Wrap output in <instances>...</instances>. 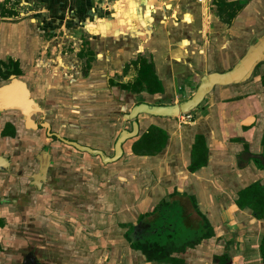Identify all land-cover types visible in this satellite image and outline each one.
Returning <instances> with one entry per match:
<instances>
[{
	"label": "crops",
	"instance_id": "crops-1",
	"mask_svg": "<svg viewBox=\"0 0 264 264\" xmlns=\"http://www.w3.org/2000/svg\"><path fill=\"white\" fill-rule=\"evenodd\" d=\"M7 1L21 18H4L0 10V57L19 58L37 93L60 104L51 120L55 132L109 156L130 127L124 115L135 104L190 98L202 75L229 70L264 34V0H224L243 5L230 22L215 0ZM26 5L33 12L25 19ZM140 55L153 63L161 91L123 88L136 75L132 62ZM263 76L264 64L249 84L216 87L190 123L140 115L138 136L114 163L54 143L48 179L55 187L49 182L25 193L30 243L43 258L36 264H164L131 248L126 233L144 217L148 222L136 228L134 242L188 244L183 229L190 237L199 226L191 197L212 236L172 257L219 264L226 255L230 264H264V216L237 203L251 185L264 189ZM152 126L167 133L165 145L135 154L133 145ZM198 137L207 161L191 170ZM12 210L0 204L9 222L1 232L0 264L25 262L18 254L23 245H12Z\"/></svg>",
	"mask_w": 264,
	"mask_h": 264
},
{
	"label": "flooded vegetation",
	"instance_id": "flooded-vegetation-1",
	"mask_svg": "<svg viewBox=\"0 0 264 264\" xmlns=\"http://www.w3.org/2000/svg\"><path fill=\"white\" fill-rule=\"evenodd\" d=\"M8 1H0V10L1 14L4 18H17L19 12L10 13L12 11L10 8L12 6L8 5ZM10 4V3H9ZM18 4V3H17ZM13 61V62H12ZM17 62L19 73L15 72L17 69L14 64ZM29 70L27 67L23 69L21 60L12 56H3L0 57V87L5 83L11 80V77H19L25 80L29 87L31 88L33 95L36 100L47 110V114L45 118L38 117L36 119V123L38 126L37 130H29L24 124V121L17 111H6L0 112V157L8 160V164L4 163V161L0 162V204L6 203L8 206L12 207L13 213L15 215L12 219L15 221L11 223V231L15 234L16 238L13 239L12 245H23L20 249V253L23 255L22 264H36L39 261L43 260L41 254L37 253L39 249H35L37 245H33L34 243H30L29 232L30 228L28 227V222L25 220V210L28 208V204H30V200L27 201V205L25 203V193L29 194V191H39L35 183V180L32 179V175L39 169L41 158L45 152V150H52L55 146L53 145L56 142H60L66 146L73 147L68 145L67 141H75L68 137H64L61 134L57 133L53 129V119L52 116L59 115L60 113V104L48 99L47 97H43L37 93L35 85L32 84L30 78L28 77ZM136 73V72H135ZM136 75L133 80L129 83H133ZM192 115V112H191ZM193 119V116H192ZM190 120V122L192 121ZM187 122V123H190ZM45 123L50 125V128L45 126ZM50 129V130H49ZM42 134H44L45 141L42 142ZM61 137L62 139H60ZM31 148H37V152L31 150ZM74 148V147H73ZM33 163L37 166V168H32L29 171V166L33 165ZM53 164L51 165V175L49 178L53 176ZM11 178V179H10ZM8 179H10L8 181ZM9 182V183H8ZM51 186L55 187L54 182L50 181ZM23 197V199H22ZM175 215V219H177ZM148 222V218L140 219L137 226L130 225V230L126 233V238L128 239L127 234L132 238L135 231H137V227L140 224H144ZM9 225L8 217L3 216L0 213V237L1 232ZM181 225V222H180ZM143 227H145L143 225ZM187 230L183 229V238L184 241L192 243V240L189 241V235ZM133 232V233H132ZM139 233V231H137ZM148 233V232H145ZM188 237V239H186ZM128 239V243L131 248L135 249L132 246L133 240ZM25 242H29V244H25ZM36 244V243H35ZM39 244V243H37ZM0 250H3V241L0 239ZM26 258V259H25Z\"/></svg>",
	"mask_w": 264,
	"mask_h": 264
},
{
	"label": "water",
	"instance_id": "water-1",
	"mask_svg": "<svg viewBox=\"0 0 264 264\" xmlns=\"http://www.w3.org/2000/svg\"><path fill=\"white\" fill-rule=\"evenodd\" d=\"M264 64V34L254 40L246 53L229 70L219 72L211 71L201 76L199 84L190 98L174 104H149L140 102L135 104L128 113L124 115L126 123L130 127L124 128L116 139L114 145V154L107 155L104 151L93 149L77 141H66L68 145L73 146L80 152L90 155L100 156L105 164L118 161L124 154L123 146L139 134V116L150 115L163 118H178L181 115L191 113L198 109L205 99L214 92L216 87H229L236 85H245L253 81L259 68ZM17 111L20 113L25 126L29 130H37L36 119L45 118L47 110L36 100L28 83L19 78L11 77V80L0 87V112ZM50 128L48 123H45ZM50 130V129H49ZM62 139L61 137H59ZM263 160V157L258 156ZM8 164V160L0 157V162ZM53 164L52 150H45L39 169L33 173L32 179L35 180L39 190L50 182L51 165ZM1 171V169H0Z\"/></svg>",
	"mask_w": 264,
	"mask_h": 264
},
{
	"label": "trees",
	"instance_id": "trees-1",
	"mask_svg": "<svg viewBox=\"0 0 264 264\" xmlns=\"http://www.w3.org/2000/svg\"><path fill=\"white\" fill-rule=\"evenodd\" d=\"M218 10L223 17L227 16V20L232 21L238 12L243 8L239 1L227 2L224 0H215ZM13 13L14 11H9ZM13 62V61H12ZM136 66V77L133 83L123 85L124 89L132 91L133 93H141L147 91L154 94L163 89L161 81L155 75V69L152 62H148L142 55L138 56L137 60L132 62ZM14 66L17 68L15 72L19 73L18 64L15 62ZM264 84V76H263ZM167 140V133L157 127H150L133 145V152L137 155L153 154L163 148ZM207 161V148L202 137H198L192 151V164L190 169L197 170L204 166ZM191 197L194 211L197 213L196 222L199 224L192 235L189 237L192 243L184 246L178 243H171V245H160L157 242H134L132 246L141 251L148 261H158L164 264H187L182 258L172 257L174 252H185L188 248H194L203 240L211 238L212 229L209 221L198 211ZM237 203L240 207L250 206L253 208L257 217L264 216V189L258 184H253L245 190L241 191ZM141 219H144L141 218ZM128 239L131 237L127 234ZM185 238V237H184ZM188 239V237L186 238ZM131 240H133L131 238ZM262 255L264 260V240L262 245ZM219 264H230L229 258L225 255L218 257Z\"/></svg>",
	"mask_w": 264,
	"mask_h": 264
},
{
	"label": "rangeland",
	"instance_id": "rangeland-1",
	"mask_svg": "<svg viewBox=\"0 0 264 264\" xmlns=\"http://www.w3.org/2000/svg\"><path fill=\"white\" fill-rule=\"evenodd\" d=\"M21 8V7H20ZM24 7H22V10H23V13H25V19L26 18H30L31 17V14H32V12H33V10H30V8L26 5L25 6V9H23ZM21 18V17H20ZM19 17L18 18H16V19H20ZM179 118V117H178ZM147 234H149V232L147 233ZM149 236V235H148ZM145 237H146V235H145Z\"/></svg>",
	"mask_w": 264,
	"mask_h": 264
},
{
	"label": "built area",
	"instance_id": "built-area-1",
	"mask_svg": "<svg viewBox=\"0 0 264 264\" xmlns=\"http://www.w3.org/2000/svg\"><path fill=\"white\" fill-rule=\"evenodd\" d=\"M179 118L181 119V122L187 123V122H190V120L192 119V115L191 113H188V114L181 115Z\"/></svg>",
	"mask_w": 264,
	"mask_h": 264
}]
</instances>
